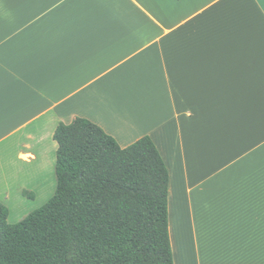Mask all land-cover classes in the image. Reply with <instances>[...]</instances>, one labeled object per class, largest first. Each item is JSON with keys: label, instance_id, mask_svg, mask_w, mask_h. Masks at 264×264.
Wrapping results in <instances>:
<instances>
[{"label": "crops", "instance_id": "crops-1", "mask_svg": "<svg viewBox=\"0 0 264 264\" xmlns=\"http://www.w3.org/2000/svg\"><path fill=\"white\" fill-rule=\"evenodd\" d=\"M76 117L153 139L178 264H264V0H0L10 223L55 194L54 132Z\"/></svg>", "mask_w": 264, "mask_h": 264}, {"label": "trees", "instance_id": "trees-1", "mask_svg": "<svg viewBox=\"0 0 264 264\" xmlns=\"http://www.w3.org/2000/svg\"><path fill=\"white\" fill-rule=\"evenodd\" d=\"M54 139L52 198L16 223L0 201V264H175L170 172L153 139L122 147L83 117Z\"/></svg>", "mask_w": 264, "mask_h": 264}, {"label": "rangeland", "instance_id": "rangeland-1", "mask_svg": "<svg viewBox=\"0 0 264 264\" xmlns=\"http://www.w3.org/2000/svg\"><path fill=\"white\" fill-rule=\"evenodd\" d=\"M263 183H262V202H263V213H262V216H263V219H264V180L262 181ZM31 213V212H30ZM29 214V213H28ZM22 219V218H21ZM21 219H19V221L21 220ZM18 222V221H17ZM16 223V222H15ZM171 234V233H170ZM171 243H172V240H171ZM173 248V247H172ZM173 254L175 255L174 257H175V262H176V264H178V257H179V254H178V251H176V253H175V251H174V249H173ZM191 261H193V259H191ZM194 264V263H193Z\"/></svg>", "mask_w": 264, "mask_h": 264}, {"label": "bare ground", "instance_id": "bare-ground-1", "mask_svg": "<svg viewBox=\"0 0 264 264\" xmlns=\"http://www.w3.org/2000/svg\"><path fill=\"white\" fill-rule=\"evenodd\" d=\"M117 124V123H116Z\"/></svg>", "mask_w": 264, "mask_h": 264}]
</instances>
